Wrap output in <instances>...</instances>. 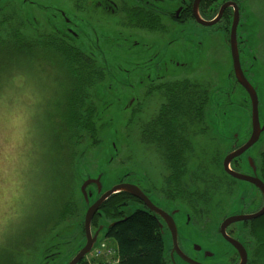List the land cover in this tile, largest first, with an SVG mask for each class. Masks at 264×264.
<instances>
[{"label": "flooded vegetation", "instance_id": "obj_1", "mask_svg": "<svg viewBox=\"0 0 264 264\" xmlns=\"http://www.w3.org/2000/svg\"><path fill=\"white\" fill-rule=\"evenodd\" d=\"M196 2L0 0L1 27L17 22L15 40L11 36L10 46L5 40V48L0 52V66L10 56L8 66H18L19 63H12L14 56L20 54L31 56L30 66L70 65L73 53L82 66H118L120 73L126 72L122 66H134L132 77L113 79L120 93L119 101L126 99V113L132 124L139 117L147 121L139 135L142 141L143 136L149 139L147 145L159 154L165 169L158 183L143 173L141 180L134 175L132 180L122 179L120 185L130 183L138 187L164 215L152 212L130 194L123 204L134 206V213L139 210L150 214L159 228L162 226L165 255L170 264H264V215L225 225L232 217H250L264 208V193L259 187L234 178L224 168L225 159L251 138L252 123L244 143H234L228 149L218 145L217 141L224 143L212 140V122L216 124V117L211 121L214 114L209 86L190 73L191 66L200 65L190 46L202 45L214 36H223L222 46H227L234 66L232 35L236 19L234 32L240 63L259 95V77L264 76V17L253 15L251 19V0H198L197 5ZM216 20L213 26L203 24ZM28 38L38 40L42 47L34 46ZM258 60L263 69L256 67ZM202 62L204 66H216L214 53L205 52ZM233 75L235 84L251 104L249 94ZM154 96L163 98V102L157 103ZM151 102L159 113L156 118L146 110ZM170 134L174 135V142ZM200 151L211 159H201ZM230 169L264 182V147L256 144L234 158ZM223 173L228 180L220 194L218 184ZM123 216L119 213L107 219L113 221ZM92 231L96 228L92 227Z\"/></svg>", "mask_w": 264, "mask_h": 264}, {"label": "rangeland", "instance_id": "obj_2", "mask_svg": "<svg viewBox=\"0 0 264 264\" xmlns=\"http://www.w3.org/2000/svg\"><path fill=\"white\" fill-rule=\"evenodd\" d=\"M251 2L254 4L253 7H249L251 19L254 16L264 17V0ZM16 23L15 20L13 23L9 22L7 26L0 25V39L4 42L2 44L0 40V52L5 48V40L9 46L13 42L11 36L15 40ZM222 38L223 36H214L202 45L194 43L190 46V50L197 58L196 62L200 61V65L190 67L192 68L190 73L198 80L204 81L203 84H208L209 96L212 99L210 108L214 114L210 117L211 121L216 117L214 120L216 124L212 122L215 129L212 140L215 138L222 141L224 144L217 141L218 145L228 149L234 143L242 144L247 140L251 128L252 106L235 84L230 51L225 43L224 47L222 46ZM28 40L34 46L42 47L38 46V40L34 38ZM208 50L214 53L216 66L202 64L203 55ZM14 58L16 60L12 64L30 66L31 56L20 54ZM7 60L2 64L5 63V66L11 64ZM256 64V67L263 69L260 60ZM76 66L82 65L79 57L73 53L70 65L40 66L43 72L37 75L40 76L39 79L30 75L28 69L17 72L16 68H12L0 81V264H68L85 240L81 236L82 230L79 225L81 222L84 223L86 213L79 188L80 182L83 183L89 177L95 179L102 176V192L106 193L120 184L122 179L132 180L135 175L141 180L143 173H146L158 183L159 177L164 173L162 158L154 153V150H150V146L147 145L149 139L143 136L142 141L139 135L147 121L139 117L132 124V119L128 112L126 113L124 102L126 99L122 98L119 101L120 93L113 81L118 77L124 80L132 77L130 72L134 66H122L121 68L126 71L124 73L118 71V66H103L109 79L105 75L104 81L96 82L90 88L80 81L84 94L89 96L91 94V99L96 104L99 120L102 119L97 125L100 129L98 136L101 143L93 147L91 145L93 142L85 133L77 132L73 139L70 135L68 140H66L68 136L65 135V143L59 157L55 159L56 152L54 153L48 130L56 123V115L61 113L58 109L55 114L54 109L59 101L56 98L64 84L61 79L65 81L64 75H67L66 81L71 88ZM98 68L102 69L101 66ZM19 75L27 77V81L20 79ZM259 78L261 83L260 90L258 89L259 111L263 123L264 76ZM198 83L201 84L199 81ZM154 97L157 103L163 102V98ZM152 102L146 110L151 111L153 118H156L159 113L152 108ZM173 136L170 134L171 141L174 142ZM187 137L192 139L191 134H187ZM150 141L153 143L155 139L152 138ZM259 144L264 147V134ZM212 145L217 147L214 142ZM216 150L220 151L219 148ZM200 156L205 161L211 159L209 155L203 156L202 151ZM57 170L65 176V186H61L62 180L59 179ZM66 178H70V181ZM227 180L223 173L218 184L220 194L224 193L223 187ZM65 187L67 193L63 190ZM90 190L95 191L91 188ZM61 195L63 199L74 202L71 205L76 206L74 216L67 218L63 224L60 222L62 224L60 227L55 225L41 230L40 227L47 224L51 211L58 205V198ZM94 200L92 199L90 204ZM135 210L132 205L126 207L125 216L134 213ZM101 224L109 225L111 221L104 219ZM65 229H69L67 234H61ZM18 242L21 243L19 246ZM100 243L105 244L112 254L108 255V249H104L101 258L89 255L88 261L92 264H117L116 241L106 238L103 232L99 236L98 244Z\"/></svg>", "mask_w": 264, "mask_h": 264}, {"label": "trees", "instance_id": "obj_3", "mask_svg": "<svg viewBox=\"0 0 264 264\" xmlns=\"http://www.w3.org/2000/svg\"><path fill=\"white\" fill-rule=\"evenodd\" d=\"M10 56V55H9ZM11 57V56H10ZM7 60V62H9ZM1 64V63H0ZM0 66V81L5 78L6 74L11 72L12 68H16L17 72L22 69L30 70V75L35 76L42 74L40 66ZM77 69L73 71V78L71 81V88H69L65 76L61 79L64 82L60 95L56 98L59 100L55 106V114L59 109L60 114L56 115V123L48 130L49 139L53 143L55 159L59 157L62 147L65 143L64 136L67 135L71 139L77 135V132L88 134L90 140L93 142V147L101 143L99 139L100 129L97 128L99 120L98 109L96 104L91 99V94H84V89L80 81L86 83L90 88L96 82L104 81L106 75L105 70L98 68V66H76ZM34 69L33 71H31ZM100 69V70H99ZM102 70V71H101ZM20 79H28L27 77L18 76ZM107 78V76H106ZM63 100V101H62ZM126 104V103H125ZM69 111V112H68ZM66 112H68L66 114ZM169 134L166 133L165 139L168 140ZM99 139V140H98ZM159 142H161L159 135ZM58 177L62 180L61 186H65L64 177L59 170ZM67 179V178H66ZM70 181V178L67 179ZM63 189V188H62ZM67 193L66 187L63 189ZM63 192V191H62ZM66 195V194H64ZM127 194L121 193L112 196L101 208L92 222V227L99 228L101 219L117 217L119 213L124 215L122 218L113 219L112 222L119 221L112 229L104 232L106 238H112L118 245L117 264H170L165 255V243L161 230L156 220L150 214L143 211H137L128 216H125L124 209L129 207L128 204H123L127 200ZM57 206L51 211L50 219L47 224L40 227L41 230L56 225L60 227L67 218L74 216L76 206H71L74 202L69 199H63V195L59 196ZM72 210V211H71ZM54 211V212H53ZM86 212V211H85ZM62 222V224H60ZM80 221H78L79 223ZM81 227V236L85 237L84 223H79ZM69 229L62 230L61 234H67ZM20 242L17 243L19 246ZM15 264V263H12ZM80 264H92L85 258ZM95 264V263H94Z\"/></svg>", "mask_w": 264, "mask_h": 264}, {"label": "water", "instance_id": "obj_4", "mask_svg": "<svg viewBox=\"0 0 264 264\" xmlns=\"http://www.w3.org/2000/svg\"><path fill=\"white\" fill-rule=\"evenodd\" d=\"M198 2V0H197ZM196 2V5H197ZM217 23V20L212 22V23H203L206 26H213ZM235 27H236V19L234 22V29H233V35H232V60H233V68H234V73L237 82L245 89L247 94H249L251 104H252V118H251V123H252V135L247 144L241 148L240 150L236 151L235 153H232L230 156H228L225 161H224V168L225 171L233 176L234 178L241 180V181H247L250 183L255 184L259 189L264 193V182L259 179V178H251L247 177L241 174H235L233 171L230 169V164L231 161L243 155L246 153L248 150L253 148L256 144L257 146H262L260 143V140L264 134V122L262 123L260 120V111H259V95L256 91V89L248 82L246 79L241 63H240V58H239V53L238 49L236 46V40H235ZM78 169H77V176H78ZM78 180H80V177L78 176ZM80 191L82 193V199L85 204V218H84V229H85V234H86V239L83 241L82 246L80 247L77 255L73 258L71 262L68 264H80L87 256L91 255L93 251L96 249V247L99 245L98 240L99 236L101 233L112 229L116 224L119 223V221L112 222L111 224L107 225H102L101 222H104V219H101L99 222V228L93 233L92 231V221L94 217L96 216L97 213H99L101 207L114 195L121 194V193H126L130 194L133 197H136L143 201L146 206L149 207V209L157 213L159 215H164L162 211L154 207L149 199L145 196V194L136 186H133L131 184H118L111 190L107 191L106 193H103L102 191V176H98L95 179L92 177H89L86 181L83 183L80 182L79 184ZM94 189L93 190H90ZM94 200L92 204H90L91 200ZM264 215V208L261 212L257 213L256 215L250 216V217H232L225 222L226 224L234 223V222H239L245 219H256ZM103 220V221H102ZM162 228V226L160 227ZM162 235L163 232L161 231ZM164 238V237H163ZM228 241L231 242L235 247H237V243L234 241L230 240L227 237Z\"/></svg>", "mask_w": 264, "mask_h": 264}, {"label": "built area", "instance_id": "obj_5", "mask_svg": "<svg viewBox=\"0 0 264 264\" xmlns=\"http://www.w3.org/2000/svg\"><path fill=\"white\" fill-rule=\"evenodd\" d=\"M106 249L105 245H102L100 248H98L95 252H94V257L95 258H100L103 255V250ZM108 255H111V252L108 251L107 252Z\"/></svg>", "mask_w": 264, "mask_h": 264}]
</instances>
